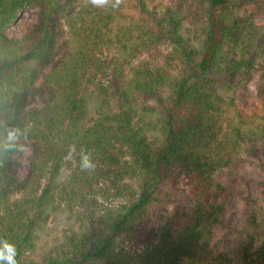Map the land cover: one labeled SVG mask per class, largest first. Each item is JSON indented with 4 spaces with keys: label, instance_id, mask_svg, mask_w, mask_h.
<instances>
[{
    "label": "trees",
    "instance_id": "16d2710c",
    "mask_svg": "<svg viewBox=\"0 0 264 264\" xmlns=\"http://www.w3.org/2000/svg\"><path fill=\"white\" fill-rule=\"evenodd\" d=\"M157 1L0 0V127L27 133L0 165L17 264H264V0Z\"/></svg>",
    "mask_w": 264,
    "mask_h": 264
},
{
    "label": "rangeland",
    "instance_id": "374dc122",
    "mask_svg": "<svg viewBox=\"0 0 264 264\" xmlns=\"http://www.w3.org/2000/svg\"><path fill=\"white\" fill-rule=\"evenodd\" d=\"M159 1L156 0V5ZM34 16L33 10H26L19 18L18 22L9 28V31H19L24 21L31 20ZM251 90L256 93V83L251 85ZM26 174V167H23L20 171V175L23 177ZM160 201L153 205L151 208V219L149 223L142 229L135 237L134 242L139 246L145 245L149 242L154 235H157L162 224L172 211L174 198L171 195V189L168 185H165L160 196ZM64 221H51L49 229L44 233V241L52 244L61 235L64 228Z\"/></svg>",
    "mask_w": 264,
    "mask_h": 264
},
{
    "label": "clouds",
    "instance_id": "9594fccd",
    "mask_svg": "<svg viewBox=\"0 0 264 264\" xmlns=\"http://www.w3.org/2000/svg\"><path fill=\"white\" fill-rule=\"evenodd\" d=\"M93 4H107L110 0H92ZM120 0H116L118 6ZM26 130L16 125H4L0 127V165L4 164L10 154L23 152L25 150ZM81 167L88 169L92 167L91 154L82 151ZM0 264H17L16 248L7 240L0 241Z\"/></svg>",
    "mask_w": 264,
    "mask_h": 264
}]
</instances>
